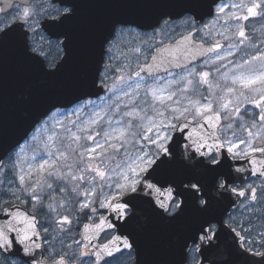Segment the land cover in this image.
<instances>
[{"label": "snow or ice", "instance_id": "1", "mask_svg": "<svg viewBox=\"0 0 264 264\" xmlns=\"http://www.w3.org/2000/svg\"><path fill=\"white\" fill-rule=\"evenodd\" d=\"M120 6L148 19L107 26L74 119L50 103L10 143L0 125V264H264V0ZM81 7L0 0V59L14 42L56 76Z\"/></svg>", "mask_w": 264, "mask_h": 264}, {"label": "water", "instance_id": "2", "mask_svg": "<svg viewBox=\"0 0 264 264\" xmlns=\"http://www.w3.org/2000/svg\"><path fill=\"white\" fill-rule=\"evenodd\" d=\"M80 3L78 22L69 26L74 33L72 59L56 76L47 77L28 63L14 42L9 43L6 58L0 59V125L6 127L9 143L22 131L28 116L48 104L65 103L62 109L75 105L69 102L88 86L98 40L113 20L148 19L137 10L120 6L123 0H80ZM169 244V230L155 224L145 241L147 259L161 258Z\"/></svg>", "mask_w": 264, "mask_h": 264}, {"label": "rangeland", "instance_id": "3", "mask_svg": "<svg viewBox=\"0 0 264 264\" xmlns=\"http://www.w3.org/2000/svg\"><path fill=\"white\" fill-rule=\"evenodd\" d=\"M238 2H239V0H228V1H225V2H222V3L230 5V4L238 3ZM245 23H247V22H245ZM255 26L259 27V25H255ZM92 99L95 100L96 98H92ZM73 107L68 108V109H60V112L57 114L58 118L64 119V116L62 115V113L64 111H67L68 112V117L70 119H74V117L71 116V110H72ZM54 122L55 121H53V123ZM256 183H259V181H256ZM240 211L242 212L243 209H240ZM235 215H236L237 219H243V217L240 216L239 212H235ZM246 215H247V213H245V216ZM80 226L81 225H76L75 223L73 225L74 228H78L79 230H80ZM73 235H75V233H73ZM76 238H78V237H76ZM112 264H132V260L125 254V255L119 256L118 259L113 260Z\"/></svg>", "mask_w": 264, "mask_h": 264}, {"label": "flooded vegetation", "instance_id": "4", "mask_svg": "<svg viewBox=\"0 0 264 264\" xmlns=\"http://www.w3.org/2000/svg\"><path fill=\"white\" fill-rule=\"evenodd\" d=\"M225 1H228V0H223L222 2H225ZM252 179H253V180H255V178H254V177H253ZM102 239H103V238H102ZM132 264H133V262H132Z\"/></svg>", "mask_w": 264, "mask_h": 264}]
</instances>
